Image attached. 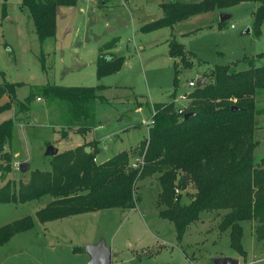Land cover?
Segmentation results:
<instances>
[{
  "label": "rangeland",
  "instance_id": "1",
  "mask_svg": "<svg viewBox=\"0 0 264 264\" xmlns=\"http://www.w3.org/2000/svg\"><path fill=\"white\" fill-rule=\"evenodd\" d=\"M21 1L0 0V84H22L16 88L18 101L30 94L35 98L27 114L13 107L0 115V123L15 120L11 147L4 150L12 155V170L4 179L0 171V188L10 182L17 190L33 171H49L52 158L47 147L62 153L80 139H64V131H74L68 108L58 101L47 102L38 88L47 84L104 86L101 95L105 101L95 106L93 121L98 125L101 146L107 149L99 147L103 155L95 157L94 163L125 150L129 171L134 159L145 153L138 143L148 138L153 104L173 101L176 110L186 108L190 101L182 103L178 96L194 92L187 86L189 81L203 76L208 84L215 66L233 65L239 71L246 70L244 59L264 54V22L259 36L253 28V13L261 5L257 2L241 3L220 14L196 15L172 29L143 32V25L163 16L161 4L200 0H77L73 7L57 8L55 36L41 44ZM220 15L229 18L221 24ZM171 37L187 53L183 62H177L178 88L174 95L175 60L168 55L167 43ZM99 55L123 57L125 61L118 72L97 79ZM254 65L264 67V57L254 59ZM6 101L2 97L0 105ZM228 101L237 102L234 98ZM253 105L257 113L252 131L256 144L251 157L254 165L264 168V90L256 91ZM92 138V134L86 136L89 142ZM21 163L28 165L24 171L19 169ZM158 176L150 173L136 182L138 203L134 209H109L41 224L36 213L53 200L50 196L24 204H0V228L26 217L34 222L31 230L16 234L0 247V264H88L86 247L100 241L111 249V264H213L214 258L223 257L237 259L239 264H264V217L240 223L242 255L230 247L229 231L220 227L229 209L201 213L178 242L173 224L158 216L166 208L157 204L162 190ZM180 177L175 181L179 194L174 190V201L179 197L180 203L187 205L196 191L191 182L181 190ZM260 188L258 195L264 198V184ZM260 188H253L252 203Z\"/></svg>",
  "mask_w": 264,
  "mask_h": 264
},
{
  "label": "trees",
  "instance_id": "2",
  "mask_svg": "<svg viewBox=\"0 0 264 264\" xmlns=\"http://www.w3.org/2000/svg\"><path fill=\"white\" fill-rule=\"evenodd\" d=\"M247 2L261 4L253 13L254 33L259 36L264 22V0L163 3L160 5L163 16L140 29L143 32L172 29L196 15L222 12ZM76 3L77 0H22L21 8L29 13L42 44L55 36L57 8L73 7ZM167 43L169 57L183 62L187 55L183 45L173 37ZM263 57L264 54H259L256 58L244 59L248 68L241 71L233 65L215 66L208 77L212 81L194 89L181 114L174 108L173 101L153 104V123L148 138L139 143L141 151H145L140 169L127 170V151L95 164L99 150L98 142L94 141L52 156L49 171H33L28 182L19 183L17 190L13 183L6 182L0 188V204H24L50 196L53 200L36 213L41 224L109 209H134L138 203L134 194L136 182L156 172L162 189L157 204L166 206L158 216L173 224L178 242L187 227L200 219L201 213L229 209L230 213L220 227L222 231H229L230 247L244 254L240 244L243 233L240 223L264 217V198L258 195L264 184V168L260 164L254 165L251 157L256 144L252 134L253 119L257 114L253 98L257 90H264V67H256L254 59ZM123 63V57L99 55L97 79L118 72ZM42 67L44 70L43 64ZM174 70L173 95L178 88L177 62ZM21 85L0 84V100L2 97L7 99L0 105V113L13 107L22 114L28 113L35 97L30 94L18 101L16 88ZM105 89L102 85L61 87L48 84L38 88L47 102L58 101L68 108L69 119L74 123L71 128L81 135L95 128L93 111L97 104L104 103L101 92ZM230 98L237 102H229ZM188 113L195 116L184 119ZM14 124V118L0 123L1 179L12 170V155L4 150L11 147ZM86 148L90 149L89 153L85 152ZM177 177H180L178 185L181 190L191 182L196 191L187 205L181 204L179 197L174 201ZM255 187L260 189L254 193L252 203L251 194ZM33 227L32 218L26 217L0 228V247L16 234Z\"/></svg>",
  "mask_w": 264,
  "mask_h": 264
},
{
  "label": "water",
  "instance_id": "3",
  "mask_svg": "<svg viewBox=\"0 0 264 264\" xmlns=\"http://www.w3.org/2000/svg\"><path fill=\"white\" fill-rule=\"evenodd\" d=\"M220 21L223 23L225 22L229 17L225 15H220ZM207 84V80L205 78H198L196 80V86L197 88H201ZM232 110H238V108H232ZM194 113H188L184 116V119H189L194 117ZM47 152L50 156L56 155V151L52 146L47 147ZM86 153H89V148L85 149ZM28 165L26 163H21L19 166V169L21 171H24ZM85 252L89 255V263L88 264H111L112 262V252L111 249L108 248L104 241H100L97 245L94 246H88L85 249ZM213 264H239V261L237 259L233 258H214L212 260Z\"/></svg>",
  "mask_w": 264,
  "mask_h": 264
},
{
  "label": "crops",
  "instance_id": "4",
  "mask_svg": "<svg viewBox=\"0 0 264 264\" xmlns=\"http://www.w3.org/2000/svg\"><path fill=\"white\" fill-rule=\"evenodd\" d=\"M88 2H89V0H87ZM82 11V10H81ZM223 12V11H222ZM222 12H219V11H215V12H210V13H218V14H220V13H222ZM164 29V28H163ZM169 40V39H168ZM167 40V41H168ZM110 52L111 51H109V53L108 54H110ZM106 56V55H105ZM107 57V56H106ZM115 57V56H114ZM109 58V57H108ZM111 58V57H110ZM125 59V58H124ZM175 60V59H174ZM125 61V60H124ZM175 62H178V59L177 60H175ZM198 78H204L203 76H201V77H198ZM197 78V79H198ZM196 79V80H197ZM196 80H194V81H196ZM205 80H207V79H205ZM37 100L39 101L40 100V98L39 97H37ZM140 108H142V107H139V108H137V110H139ZM152 114H153V111H152ZM0 115H6L5 113H2V114H0ZM151 118V117H150ZM4 121V120H3ZM151 121V120H150ZM95 123V122H94ZM138 125V124H137ZM136 126V125H135ZM97 128H98V125H96L95 126V128H93L90 132H88V133H85V134H83V135H81V134H76V133H74V132H71L70 134H68V132L69 131H64V133H67V136L64 138V139H66L67 141L71 138V136H78L80 139L78 140H76L75 141V143H73V145H71V148H69V149H67V150H70V149H74V148H76V147H79L80 145H81V143H84V142H86V143H88L89 141L88 140H86V136L87 135H90V134H92L93 135V138H92V140H90V142H98V146H97V148H98V150H99V147L101 146V139H99L98 138V136H97ZM149 128L150 127H148V130H149ZM126 131V130H125ZM92 137V136H91ZM63 140V139H62ZM118 140H119V137H118ZM89 142V143H90ZM140 143V142H139ZM138 143V144H139ZM138 144H136V145H138ZM135 145V146H136ZM134 146V147H135ZM104 150H106L107 148H106V146H101ZM90 150V149H89ZM66 151V150H65ZM125 151V150H124ZM118 153H120V152H118ZM118 153H116V154H118ZM58 154V153H57ZM103 155V152H101V151H99V154L96 156V158L98 159V158H100V156H102ZM115 156V155H114ZM113 157V156H112ZM51 158H52V156H51ZM111 158V157H110ZM110 158H108V159H110ZM108 159H106V160H108ZM106 160H104V161H106ZM104 161H102V162H104ZM101 162V163H102Z\"/></svg>",
  "mask_w": 264,
  "mask_h": 264
},
{
  "label": "built area",
  "instance_id": "5",
  "mask_svg": "<svg viewBox=\"0 0 264 264\" xmlns=\"http://www.w3.org/2000/svg\"><path fill=\"white\" fill-rule=\"evenodd\" d=\"M187 86L189 89H195L197 87L196 81L194 80L189 81ZM189 96H190V92L182 93L178 96V100L182 103H186L187 101L189 102L190 101ZM184 109L185 107H180L179 109H177V111L179 112V114H181L184 111ZM152 123H153L152 121L149 122L150 125H152ZM143 164H144V155L134 159V161L130 164L129 167L132 170H135V169L138 170L140 167L143 166ZM175 193L179 194V190L175 189Z\"/></svg>",
  "mask_w": 264,
  "mask_h": 264
}]
</instances>
